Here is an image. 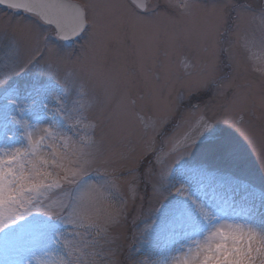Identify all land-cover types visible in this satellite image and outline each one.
Segmentation results:
<instances>
[{"label": "snow or ice", "instance_id": "6c2138e0", "mask_svg": "<svg viewBox=\"0 0 264 264\" xmlns=\"http://www.w3.org/2000/svg\"><path fill=\"white\" fill-rule=\"evenodd\" d=\"M133 3L146 10L143 0ZM0 4L22 9L42 24L54 26L60 41L91 30L88 45L94 53L86 60H73L71 53L50 43L40 31V23L20 24L12 30V43H22L28 50L21 71L32 69L33 79L23 95L15 86L8 88L9 105L0 110V232L7 229V234L14 231V237L26 235L25 250L36 257V264H103L104 257L111 255L103 244L125 213L127 201L121 189L128 181L117 166L118 157L100 146L96 129L104 120L119 125L128 113L136 114L143 125L144 147L128 175L132 182L152 177L154 163L160 162L162 154L154 147L155 137L163 135L167 122L161 113L169 110L155 84L160 79L158 46L137 44V30L146 22L121 13L118 4L80 5L65 0H0ZM175 7L187 11L191 6L184 0ZM97 8L100 11L90 12ZM232 10L237 20H258L264 27V7L257 10L251 4H233ZM124 25L131 29L130 36ZM219 35L218 30L209 33L213 47L219 43ZM129 38L136 46L135 70L122 64L106 71L101 54ZM254 43V37H244L242 47L250 51ZM260 44L264 47V38ZM228 59L225 67L238 64L235 57ZM85 63L89 71L82 82L71 73L61 78L54 70L64 64ZM252 70L261 74L264 85V68ZM216 71L213 57L190 77L189 93H199L209 84L220 90L218 94L236 87L229 76L221 77L223 82L212 78ZM137 73L143 87L134 90ZM15 75L18 73L13 72ZM12 76L0 77V86H6ZM70 92H75V99L70 98ZM259 100L264 108V86ZM239 101L237 93L225 110L226 123H243V116L237 120ZM138 107L144 115H139ZM194 108L199 111L198 105ZM93 109L98 116L91 114ZM209 138L212 150L222 158L240 155L239 145L218 133L204 115L179 138L168 137L169 152L193 148ZM161 175L170 178L172 173L169 170ZM168 187L174 200L157 209L161 226L156 229V221L151 226L166 245L168 258L154 264H264V216L258 217L250 207L229 222L224 209L201 203L184 180ZM54 191L61 193L55 199L49 196ZM201 234H206L202 240L193 239Z\"/></svg>", "mask_w": 264, "mask_h": 264}, {"label": "rangeland", "instance_id": "374dc122", "mask_svg": "<svg viewBox=\"0 0 264 264\" xmlns=\"http://www.w3.org/2000/svg\"><path fill=\"white\" fill-rule=\"evenodd\" d=\"M146 1L147 7L143 11L130 0H77L82 5L118 4L121 13H131L146 22L137 30L136 41L145 46H158L157 71L160 79L155 84L160 88L169 109L167 112L162 110L161 114L167 116V122L163 135L155 137L154 142V147L162 150L160 162L154 163L151 178L141 177L137 182H132L128 175V170L136 167L137 157L144 147L143 125L137 115L128 113L119 125L104 120L96 129L95 136L100 146L106 153L118 157L117 166L124 180L128 181L122 183L121 189L127 201L125 213L119 223L111 227L108 242L103 244L104 251L111 252V255L104 257L103 264H154L157 260L168 258L166 245L157 239V233L151 226L153 221H156V229L161 226L157 209L174 200V196H169L168 186L180 180L186 182L189 191L201 203L212 209H224L229 222L237 213L242 214L250 207L258 217L264 216V108L259 100L264 85L261 74L252 70L264 68V47L260 44L264 38V27L258 20H237L232 10L233 4H251L259 10L264 7V1L187 0L191 6L187 11L175 7L177 2L183 3L184 0ZM92 11L100 9H90ZM26 23H40V31L49 37L50 43L58 44L63 52L71 53L73 60L77 57L86 60L94 55L88 45L91 30L77 39L60 41L54 35L52 26L0 6V77L18 73L6 86H0V110L9 105L8 88L15 86L23 95L32 83L33 70L21 71L28 50L22 43L13 44L11 40L12 30ZM214 30L220 33L216 37L219 43L215 47L209 37ZM124 31L131 35L127 25H124ZM244 37L255 39L250 51L242 47ZM12 49H15L14 53ZM101 55L106 71L119 68L122 64L129 71L135 70L136 46L131 38L122 45H112ZM230 55L238 60V64L225 67L230 63ZM213 57L217 71L212 78L220 81L221 77L229 76L236 87L218 94L220 90L209 84L199 93L190 94V77ZM54 70L61 78L71 73L73 79L81 82L87 79L89 71L86 63L84 66L64 64ZM134 85V90L143 87L138 73ZM237 93L240 95L241 109L237 120L243 116V123L229 124L225 122V110ZM69 96L76 98L75 92H70ZM197 105L199 111L194 108ZM10 110L14 114V106ZM137 112L139 115L145 114L139 107ZM91 114L98 116L95 109ZM201 115L212 120L218 133H223L239 145L240 155L237 158L225 159L216 154L211 148L212 138L198 142L187 150L169 152L168 137L179 138ZM169 170L172 173L170 178L161 175ZM60 194L54 191L49 196L55 199ZM146 226H150L148 231L145 230ZM205 235L193 239L202 240ZM27 238L20 234L14 237V231L7 234V229L0 232V264H20L27 260L36 264V257L25 250ZM39 255L36 254L37 257Z\"/></svg>", "mask_w": 264, "mask_h": 264}, {"label": "water", "instance_id": "95a60500", "mask_svg": "<svg viewBox=\"0 0 264 264\" xmlns=\"http://www.w3.org/2000/svg\"><path fill=\"white\" fill-rule=\"evenodd\" d=\"M132 1H133V0H132ZM65 2H66V3H69V4H77V2L74 1V0H65ZM143 2L145 3L146 1L143 0ZM78 4H79V3H78ZM4 5H6V4H4ZM74 38H76V37H73L72 39H69V40H67V41L73 40Z\"/></svg>", "mask_w": 264, "mask_h": 264}]
</instances>
